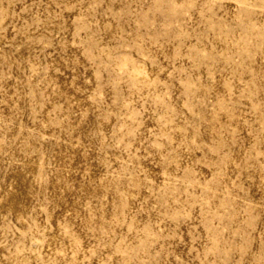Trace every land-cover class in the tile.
<instances>
[{"label": "rangeland", "instance_id": "1", "mask_svg": "<svg viewBox=\"0 0 264 264\" xmlns=\"http://www.w3.org/2000/svg\"><path fill=\"white\" fill-rule=\"evenodd\" d=\"M0 264H264V0H0Z\"/></svg>", "mask_w": 264, "mask_h": 264}]
</instances>
